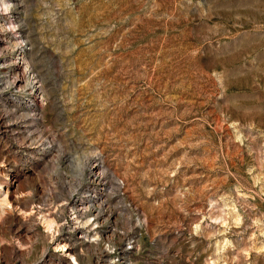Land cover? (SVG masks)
I'll return each mask as SVG.
<instances>
[{"label": "rangeland", "instance_id": "374dc122", "mask_svg": "<svg viewBox=\"0 0 264 264\" xmlns=\"http://www.w3.org/2000/svg\"><path fill=\"white\" fill-rule=\"evenodd\" d=\"M0 264H264V0H0Z\"/></svg>", "mask_w": 264, "mask_h": 264}]
</instances>
